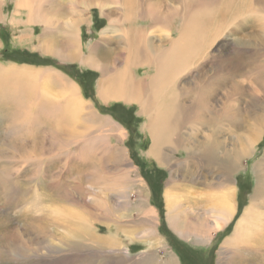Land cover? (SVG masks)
Listing matches in <instances>:
<instances>
[{"label":"bare ground","instance_id":"bare-ground-1","mask_svg":"<svg viewBox=\"0 0 264 264\" xmlns=\"http://www.w3.org/2000/svg\"><path fill=\"white\" fill-rule=\"evenodd\" d=\"M4 2L0 0V23L15 27L19 24L16 18L23 12V26L41 27L32 52L98 71L96 91L102 103L136 105L138 114L146 116L143 128L151 141L147 156L167 166L169 182H173L176 168L184 181L194 184L183 185L182 194L173 186L166 189V213L171 230L184 238L193 235L198 238L211 229L220 230L235 211V192L230 187L232 176L243 161L254 155L264 134V78L258 86L250 85L246 90L242 81H234L243 77L244 69L264 70V19L260 23L246 20L243 15L244 9L249 10L246 0L242 9L236 0H16L11 16L2 14ZM92 9L98 10L108 25L81 56V28L86 25L92 29L95 25ZM229 34L233 37L227 38ZM16 40L19 45L34 41L32 33L21 32ZM226 47L227 53L219 51ZM254 48L261 59L259 66L255 65V60H251L252 69L251 61L244 67L235 62V57L244 55L252 59L257 55ZM232 61L236 67L229 66ZM139 68L147 72L137 78L135 73ZM152 69L154 73L149 75ZM63 80L68 81L51 67L37 69L0 63V110L7 108V104L17 108L24 106L22 97L26 95L32 96V103L37 106L46 102L54 105V109L61 107V119L57 123L67 127L65 130L69 129L72 138H85L87 143L79 147L82 152L85 145V150L97 147L108 151L111 133L118 141L124 138L125 133L109 118L97 117L91 105L89 113L82 115L84 102L76 84L65 83L68 89L74 90L70 101L64 98L65 106L59 95L53 96L54 93L42 87L47 81L60 83ZM230 81H234V88L227 87ZM207 85L212 86V96L217 98L215 107L205 95ZM243 92L253 98L250 107L236 98ZM122 146H115L119 153H114L116 157L107 167L108 171L118 172L117 178L121 181L127 180L129 171L125 167L136 168ZM164 146L171 152L167 159ZM177 153H182V158H177ZM255 165L256 162L253 168ZM263 181L260 179L259 183L264 186ZM113 184L111 190L115 198L125 202L128 187ZM195 186H204L207 191H199ZM256 188L234 234L225 242L229 248L260 244L264 253V208L261 206L264 189L260 184ZM146 219L153 221L155 216L150 211ZM254 259L255 256L249 254H234L226 264H261Z\"/></svg>","mask_w":264,"mask_h":264},{"label":"rangeland","instance_id":"rangeland-1","mask_svg":"<svg viewBox=\"0 0 264 264\" xmlns=\"http://www.w3.org/2000/svg\"><path fill=\"white\" fill-rule=\"evenodd\" d=\"M246 2L249 10L244 9L247 13L243 14L244 17L260 23L264 19V0ZM15 3L16 0H5L2 14L11 16ZM239 3L242 9L245 0ZM91 16L95 24L93 28L89 29L86 25L81 28V56L86 54L89 45L99 39V32L108 25L98 10L92 9ZM60 18L62 20V16ZM16 20L19 24L15 27L0 23V63L56 69L68 81H47L42 85L44 89L54 93L51 94L53 96L59 95L61 104L65 106L67 101L64 98L70 101V93L74 91L68 89L65 83L76 84L79 97L85 104L81 105L82 115L89 113L91 105V111L97 117L109 118L125 134L118 141L111 133L110 149L106 152L97 147L85 150L86 145L82 152L79 147L87 143L85 138H72L69 129L65 130L67 127L57 123L61 119V107L55 106L54 109V105L46 102L37 106L32 103L34 98L26 95L22 97L25 103L21 109L7 104V108L0 110V264H226L234 254L242 253L255 256L254 262L264 264L260 244L237 246L236 249L225 245L234 234L246 205L254 197L256 187L260 184V188L264 189L262 182L259 183L260 179H264V134L256 149L253 145L254 155L243 161L232 176L230 187L235 192V211L230 220L220 230L211 229L205 236L181 237L168 224L164 193L173 186L177 193L182 194L183 185L194 184L184 181L181 171L176 168L173 182H169L167 166L147 156L151 141L143 128L146 116L138 114L136 105L127 107L112 101L102 103L96 91L100 76L98 71L80 63L63 62L54 56L32 52L41 27L23 26V12ZM142 24L138 22V25ZM20 32L32 33L34 41L19 45L16 38ZM232 37L230 34L227 36ZM228 50V47L219 49L223 53ZM252 50L258 52L255 48ZM234 60L244 67L251 60L259 66L261 59L257 53L252 59L244 55ZM252 61L249 63L251 69ZM229 66L236 67L237 64L232 61ZM248 69L243 70L241 79L237 77L234 80L242 81L245 90L250 85L258 86L264 78V70ZM145 72L147 70L139 68L135 76L140 78ZM153 73L152 69L148 74ZM234 81L228 82L227 87L233 86ZM211 88L207 85L205 95L215 107L217 98L212 96ZM236 98L241 100L242 105L250 107L253 103V98L245 92ZM215 111L213 108L212 112ZM72 139L73 142L70 141ZM115 146L125 148L130 162L136 167L135 170L125 167L129 171L127 180H118V172L107 169L115 154L119 153ZM163 153L167 159L171 152L164 146ZM175 156L180 159L183 154ZM108 158L109 161L106 160ZM112 184L114 187H128L125 202L115 198ZM195 187L199 191H207L204 186ZM261 206L264 208V203ZM150 211L155 216L153 221L146 219Z\"/></svg>","mask_w":264,"mask_h":264}]
</instances>
